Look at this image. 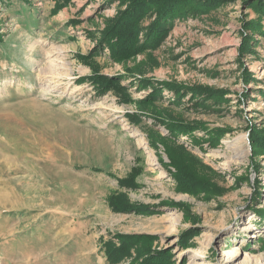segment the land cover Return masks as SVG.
I'll list each match as a JSON object with an SVG mask.
<instances>
[{
	"label": "rangeland",
	"instance_id": "rangeland-1",
	"mask_svg": "<svg viewBox=\"0 0 264 264\" xmlns=\"http://www.w3.org/2000/svg\"><path fill=\"white\" fill-rule=\"evenodd\" d=\"M190 1L117 62L90 54L121 0H0V264H107L126 235L149 237L123 264H139L137 245L169 264H264V0ZM160 82L179 95L149 110L173 130L137 107ZM177 145L187 180L170 163Z\"/></svg>",
	"mask_w": 264,
	"mask_h": 264
},
{
	"label": "trees",
	"instance_id": "trees-1",
	"mask_svg": "<svg viewBox=\"0 0 264 264\" xmlns=\"http://www.w3.org/2000/svg\"><path fill=\"white\" fill-rule=\"evenodd\" d=\"M125 3V8L121 9L119 14L113 19H106L105 29L101 31H97L96 49L90 54L91 58H94V54L97 50L103 49L105 47L109 48L111 53V58L116 60L117 62H124L130 60L131 57L141 53L146 44H153L156 39L162 38L164 35L168 33L169 25L174 18L179 17L177 13H179L180 6L184 4L191 3L190 0H121ZM149 14L148 18L154 16V20L146 27L142 28L139 24L142 19ZM143 32L145 42H140V33ZM94 38V37H93ZM128 72L134 76L135 73L128 70ZM93 81H96L98 86L100 87H113L115 83V88L120 89L121 85L117 83V79H111L109 77L100 76V74L95 73L92 77ZM163 87H155L154 93H152L145 101H139L137 103V107L139 108V112L146 116H149L153 119L159 120L161 124L165 125V123L170 127L169 130L175 129L174 125H177L175 121H169L163 118V115L158 114L157 111H150L149 109L155 105L153 103L155 97L157 99H161L162 92L164 91H172L175 93L176 97L179 95V88L177 83L170 82H160ZM142 86H145L143 84ZM191 96H193V90L189 91ZM156 101V100H155ZM182 126L181 133L186 134L189 130H195V127L191 125L190 129L186 128V125L180 123ZM178 131V130H177ZM149 138L151 141V146L155 147V139L157 137V133L154 131H149ZM177 150L174 148L173 151L170 150L169 158L170 163L175 165L178 168V173L182 177V179L187 180L188 174H185L181 171V169L177 166V161H181L182 169L186 172L189 171V168L194 170L193 167L189 166L190 156L185 152L189 153L186 148L183 146L177 145ZM185 163V164H184ZM133 177L129 179H125L119 181L122 187H131ZM118 200H111V205L113 210L116 212L121 211V206L125 207L126 199L123 198L122 195L119 194ZM122 206V207H123ZM141 210V209H135ZM149 236H141V235H126L122 240V243L119 247H115L112 242L107 246V263L108 264H123V260L131 257L130 247L133 244H139L141 241L148 239ZM162 254H154L153 252L146 251L142 248H138L136 246V260L139 264H169L168 256L165 258H161Z\"/></svg>",
	"mask_w": 264,
	"mask_h": 264
},
{
	"label": "bare ground",
	"instance_id": "bare-ground-1",
	"mask_svg": "<svg viewBox=\"0 0 264 264\" xmlns=\"http://www.w3.org/2000/svg\"><path fill=\"white\" fill-rule=\"evenodd\" d=\"M45 77V76H44ZM52 80V79H51ZM129 135V134H128ZM243 141V142H242ZM244 137L237 138L232 144H229V148L233 153V159L237 163H242L245 160L246 153L244 150L241 149L240 143H244ZM33 168V167H32ZM36 169V168H35ZM37 170V169H36Z\"/></svg>",
	"mask_w": 264,
	"mask_h": 264
},
{
	"label": "crops",
	"instance_id": "crops-1",
	"mask_svg": "<svg viewBox=\"0 0 264 264\" xmlns=\"http://www.w3.org/2000/svg\"><path fill=\"white\" fill-rule=\"evenodd\" d=\"M108 264V263H107Z\"/></svg>",
	"mask_w": 264,
	"mask_h": 264
}]
</instances>
